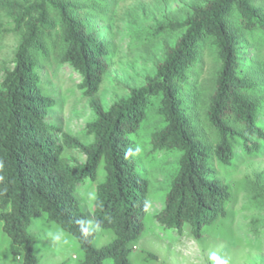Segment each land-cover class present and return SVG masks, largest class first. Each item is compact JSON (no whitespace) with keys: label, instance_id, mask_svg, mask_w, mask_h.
I'll return each mask as SVG.
<instances>
[{"label":"trees","instance_id":"1","mask_svg":"<svg viewBox=\"0 0 264 264\" xmlns=\"http://www.w3.org/2000/svg\"><path fill=\"white\" fill-rule=\"evenodd\" d=\"M0 8L19 36L0 83V223L14 259L38 264L37 240L29 228L35 217L46 215L77 242L82 264H131L132 247L145 230L149 194L132 137L151 107L163 121L151 135L152 151L179 153L163 207L153 216L156 223L178 233L187 226L199 238L203 228L226 216L230 191L214 163L229 166L236 149L252 154L264 142L261 102L250 93L256 83L240 61L242 32L264 31L263 8L253 0H207L184 20L168 21L162 30L180 36L164 46L143 86L108 108L97 96L108 50L88 26L83 5L75 0H0ZM54 34L61 43L60 62L81 76L79 88L94 114L85 127L92 138L87 144L48 121L54 102L41 87L38 59L48 58ZM206 43L219 62L206 112L216 133L213 142L197 131L182 95ZM65 150L81 153L85 161L64 157ZM100 170L103 179L90 217L77 193L86 182H96ZM96 228L113 236L100 248L95 246Z\"/></svg>","mask_w":264,"mask_h":264},{"label":"rangeland","instance_id":"2","mask_svg":"<svg viewBox=\"0 0 264 264\" xmlns=\"http://www.w3.org/2000/svg\"><path fill=\"white\" fill-rule=\"evenodd\" d=\"M85 7L88 26L108 50V68L97 96L108 108L129 92L143 86L155 65L162 59L165 45L173 44L179 32L162 30L168 21H182L195 6L207 0H75ZM264 9V0H253ZM236 15H234L235 17ZM236 18V17H235ZM0 83L4 71L11 67L19 36L12 30L7 13L0 8ZM241 63L248 67L256 83L250 91L261 102L259 121L264 128V31H243ZM61 43L55 34L49 40L48 58H39L41 87L54 104L49 123L62 132L87 144L86 124L94 118L89 99L79 88L81 76L60 62ZM219 68L214 50L208 43L200 48L199 58L188 72L182 89L187 114L208 142L216 133L207 120L208 99L215 88ZM162 118L151 107L141 129L132 137L141 173L149 182L145 230L133 245L131 264H264V142L258 152L247 154L236 149L229 166L214 163L218 177L228 185L230 200L226 216L202 229L196 238L185 226L181 233L166 231L153 216L164 204L172 179L178 170V152L152 151L150 138L162 126ZM64 157L83 163L84 155L65 150ZM103 179L100 170L97 181L86 182L77 196L83 210L91 217L97 184ZM37 240L35 253L38 264H82L83 254L77 242L61 228L47 220L46 215L35 217L29 228ZM95 246L109 243L113 236L96 228ZM9 240L0 223V264H22L8 250ZM213 257H215L213 259Z\"/></svg>","mask_w":264,"mask_h":264},{"label":"clouds","instance_id":"3","mask_svg":"<svg viewBox=\"0 0 264 264\" xmlns=\"http://www.w3.org/2000/svg\"><path fill=\"white\" fill-rule=\"evenodd\" d=\"M215 257H213V259H214Z\"/></svg>","mask_w":264,"mask_h":264}]
</instances>
